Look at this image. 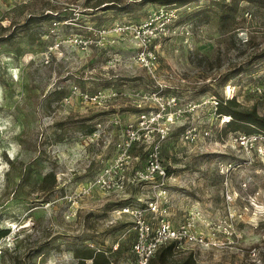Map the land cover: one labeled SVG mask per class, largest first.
Here are the masks:
<instances>
[{
  "label": "rangeland",
  "instance_id": "rangeland-1",
  "mask_svg": "<svg viewBox=\"0 0 264 264\" xmlns=\"http://www.w3.org/2000/svg\"><path fill=\"white\" fill-rule=\"evenodd\" d=\"M112 1L0 0V229H8L0 238V264H73L85 246L103 250L111 264H135L133 219L117 209L136 204L146 187L93 190L74 202L67 196L115 155L125 123L156 107L151 95L143 96L156 81L182 110L160 148L172 174L168 217L178 224L193 216L195 233L212 240L175 244L167 264L189 253L195 264H264V166L220 173L218 162L235 153L221 146L229 132L207 101L223 99L230 86L243 107L254 105L264 115V96L256 91L264 84V0H192L176 7ZM161 5L175 9L177 27L156 42L152 73L132 61L129 37L87 51L57 46L62 36L84 32L75 23L141 22ZM75 14L74 24L52 23ZM105 88L116 95L104 107L80 97ZM189 105H196L192 115ZM89 125L94 138L85 132ZM132 151L142 153L141 165L142 149ZM50 170L56 182L49 189L42 178Z\"/></svg>",
  "mask_w": 264,
  "mask_h": 264
},
{
  "label": "built area",
  "instance_id": "built-area-1",
  "mask_svg": "<svg viewBox=\"0 0 264 264\" xmlns=\"http://www.w3.org/2000/svg\"><path fill=\"white\" fill-rule=\"evenodd\" d=\"M75 16L77 14L67 20L53 21L52 23L56 25L71 21L70 23L74 24L72 21L78 18ZM176 18L175 9H167L161 5L159 9L149 13L141 22L127 19L115 21L108 27L77 25L75 23V26H81L84 32L62 36L57 41V46L67 44L87 51L90 47L112 46L116 42V37H129L135 47L132 52V61L143 70L152 73L158 60V44L156 42L175 34ZM154 86L155 88L150 94L146 93L143 96H145L144 99H149L151 95L156 107L154 109L147 108L126 122L115 155L104 162L95 175L88 177L82 186H79V190H75L73 194L67 196L70 202H74L76 196L87 195L93 190L116 194L124 193L127 184L149 186L148 198H139L136 204H125L117 209V214H127L133 219L132 227L135 239L131 251L135 256V264H148L156 250L169 242L178 244L185 240L200 244L206 243L208 240L212 241L202 232L195 233L193 216L183 219L178 224H174L168 217L170 198L167 180L172 174H168L167 168L163 165L160 148L164 139L167 138L172 124L179 119L182 110L180 106L177 107L174 96L168 97L162 94L164 86L157 81ZM256 91L264 96V84L256 86ZM115 95V91L105 88L97 89L91 93L82 91L80 97L84 102L95 107H104L106 102ZM231 97L233 94L225 93L223 99H218L213 95L211 99L207 100L213 107L221 125L228 123L231 117L219 113L218 108L221 103H225ZM195 107L196 105H189L188 112L191 115ZM187 131L194 137V128ZM204 134H208V131L205 130ZM88 136L94 138L96 130ZM135 146L141 148L143 152L144 160L139 166L134 165L139 159L137 154L132 151ZM221 146L235 153L232 157L233 160L218 162L219 171L225 177L231 172V169L243 164L260 162L264 166V131L254 130L246 133L230 131ZM262 174L264 175V172Z\"/></svg>",
  "mask_w": 264,
  "mask_h": 264
},
{
  "label": "trees",
  "instance_id": "trees-1",
  "mask_svg": "<svg viewBox=\"0 0 264 264\" xmlns=\"http://www.w3.org/2000/svg\"><path fill=\"white\" fill-rule=\"evenodd\" d=\"M140 1H151V2L159 3V5L160 4L171 5V6L173 5L174 7H176L181 4L182 5L188 4L192 0H140ZM112 4H114L113 1L110 2V4H104V6H107V8H109L110 5ZM53 14L52 16L54 18L56 19L59 18L58 12H55ZM218 112L223 115H227L231 117L229 122L226 123L223 128L224 133L230 131H240L244 133L251 132L254 130L264 131V115H259L254 105L251 107H246V106L243 107L237 100H235L234 97H231L227 99L225 103L220 104L218 108ZM94 129L95 128L92 125H89L86 127L85 132L89 134L93 132ZM165 168H167V173L171 174L170 172L171 168L166 166ZM42 182L48 184L47 188L49 189L52 188L56 182L55 173L50 170L48 173L44 174L42 178ZM7 233H8V229H2V230L0 229V238H2V236L6 235ZM174 245L175 244L173 242H169L165 245L160 246L156 250V252L151 256V258L148 261V264L152 263L154 257L158 258L157 260H159L157 264H167L168 256L173 252ZM78 251L80 255H77V261L73 264H111L107 255L104 253L103 250L96 251L95 249L85 246V248L81 247V249H78ZM175 264H195V262L192 254L189 253L183 259L175 262Z\"/></svg>",
  "mask_w": 264,
  "mask_h": 264
},
{
  "label": "crops",
  "instance_id": "crops-1",
  "mask_svg": "<svg viewBox=\"0 0 264 264\" xmlns=\"http://www.w3.org/2000/svg\"><path fill=\"white\" fill-rule=\"evenodd\" d=\"M139 152H140V151H139ZM135 154H136V153H135ZM137 156H138V158H140V156H142V153L137 154ZM109 159H110V158H109ZM109 159H108V160H109ZM134 165H135V166H136V165L139 166L138 164H136V162L134 163ZM127 186H132L131 188H136L137 186H139V187H146V189H147L146 195H143L141 192L139 193L140 195H138V196H140L141 198L138 197V196H136V193L133 194V197L136 196V198L134 197V198L136 199V201H137V199H139V198H140V199H146V198L149 197V194H150L149 186H147V185H146V186H141V185H133V184H132V185L127 184ZM137 190H138V188H137ZM124 193H126V192H124ZM141 195H142V196H141ZM128 198H129V197H128ZM128 198H126V199H128ZM130 198H132V197H130ZM131 200L133 201L134 199H131ZM134 202H135V201H134ZM136 203H137V202H136ZM128 204H130V203H128ZM134 239H135V238H134ZM133 242H134V241H133Z\"/></svg>",
  "mask_w": 264,
  "mask_h": 264
},
{
  "label": "bare ground",
  "instance_id": "bare-ground-1",
  "mask_svg": "<svg viewBox=\"0 0 264 264\" xmlns=\"http://www.w3.org/2000/svg\"><path fill=\"white\" fill-rule=\"evenodd\" d=\"M227 92H228V94H230V93H231L230 86H228Z\"/></svg>",
  "mask_w": 264,
  "mask_h": 264
}]
</instances>
